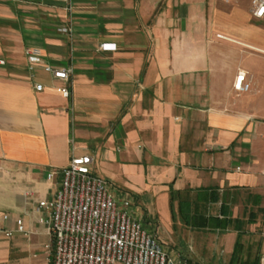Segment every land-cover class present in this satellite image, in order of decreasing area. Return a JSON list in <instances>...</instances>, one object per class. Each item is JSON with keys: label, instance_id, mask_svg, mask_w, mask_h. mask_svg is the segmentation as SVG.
<instances>
[{"label": "crops", "instance_id": "1", "mask_svg": "<svg viewBox=\"0 0 264 264\" xmlns=\"http://www.w3.org/2000/svg\"><path fill=\"white\" fill-rule=\"evenodd\" d=\"M251 7V0H0V226L16 230L22 218L27 230L0 231V264H53L37 207L61 177L48 174L74 155L92 154L94 172L113 184V170L131 168L147 182L143 194L166 203V218L172 188L218 189L229 218L240 190L254 193L255 205L263 200L264 98L234 88L241 69L264 83V53L255 49L264 50V19ZM29 46L53 67L71 68L68 79L30 63ZM132 194L159 215L158 205L150 210L140 191ZM250 220L264 263V231ZM226 231L234 245L237 231Z\"/></svg>", "mask_w": 264, "mask_h": 264}, {"label": "built area", "instance_id": "2", "mask_svg": "<svg viewBox=\"0 0 264 264\" xmlns=\"http://www.w3.org/2000/svg\"><path fill=\"white\" fill-rule=\"evenodd\" d=\"M251 5L252 15L264 19V0H251ZM70 30L64 28L66 32ZM255 49L264 53L261 48ZM25 55L30 63L43 64L56 77L68 79L72 71L53 67L38 47H27ZM0 64L5 61L0 60ZM252 82L253 76L241 69L234 88L248 92ZM36 88L42 90L43 84L38 83ZM61 91L66 97L72 94L69 86ZM93 163L92 154L74 155L67 166L48 174V178L57 174L61 177L54 196L40 200L37 212L39 223L51 236L48 248L53 264H188L187 260L177 261L162 240L133 215L130 200L116 198L110 181L94 172ZM1 217L10 218L6 213ZM15 222L16 230L0 226V231L7 237L15 232L27 233L22 218Z\"/></svg>", "mask_w": 264, "mask_h": 264}, {"label": "rangeland", "instance_id": "3", "mask_svg": "<svg viewBox=\"0 0 264 264\" xmlns=\"http://www.w3.org/2000/svg\"><path fill=\"white\" fill-rule=\"evenodd\" d=\"M260 58H258L260 64H264V55L258 54ZM264 80V79H263ZM256 84V85H255ZM248 94H257L258 97L262 96L264 98V83L260 84V82L256 79V83L252 82L251 90L248 92H244ZM260 121L264 122V115L259 118ZM101 173L105 176L108 174L106 168L100 167ZM111 179H113L114 184L110 182V187L113 193L116 195V198L120 201L130 200L131 208L133 207H141L136 208L137 213L133 215L140 219L143 224L152 232H154L164 243V247L168 252H171L174 258L177 261L187 260L188 264H234L232 260V255L235 249V244H232V241L228 239V234H226V230L235 229V220L242 221V226L240 230H236L238 234V238L240 237L241 242L244 245V251L242 253L243 259L254 260L255 256L260 254V263H262V253H261V239H259V235H253L250 232V219H254L253 221H257V225H254L258 229H262L264 231V198L259 204L255 205V195L254 193H250L248 189H242L239 191V194L236 197L231 199V207L234 208L233 215H231L230 219L232 220L231 225L226 229H200L187 226L183 223L173 222L172 213L170 210V214L168 218L165 217L166 214V203L162 200H158V214L149 213L142 205L140 199L135 196L137 191H140L142 194L145 193V187H147V182H138L136 177L131 170V168H123L118 167L112 172ZM134 174V175H133ZM124 189L125 191H123ZM128 191V192H126ZM143 200L145 207H148L150 210L155 208L156 202L150 195L143 194ZM218 202L210 203L209 213L213 215L221 216L220 209L221 205ZM153 204V205H150ZM222 204V203H221ZM168 206V204H167ZM258 207H260L258 211ZM169 210V207H168ZM156 211V210H155ZM139 212V214H138ZM166 218V219H165ZM229 218V216H228ZM166 224H165V222ZM168 224V225H167ZM173 224V225H172ZM43 225V224H42ZM168 228H166V226ZM257 229V230H258ZM262 232V231H261ZM238 240V239H237ZM249 251L251 252L249 255ZM171 254V255H172ZM254 264V263H252Z\"/></svg>", "mask_w": 264, "mask_h": 264}, {"label": "trees", "instance_id": "4", "mask_svg": "<svg viewBox=\"0 0 264 264\" xmlns=\"http://www.w3.org/2000/svg\"><path fill=\"white\" fill-rule=\"evenodd\" d=\"M227 196L220 194L216 188H198L188 190L171 189L170 209L173 217V222L181 221L183 224L194 228H208V229H226L231 225L232 220L228 218L227 207H225ZM221 201V209L219 215L210 214V203ZM226 208V209H225ZM251 221V220H249ZM235 229L241 230L242 221L235 220ZM244 245L240 237L236 241L235 249L232 255L234 264H259L260 254L255 256L252 260L243 259L242 253ZM249 251V255H250Z\"/></svg>", "mask_w": 264, "mask_h": 264}]
</instances>
